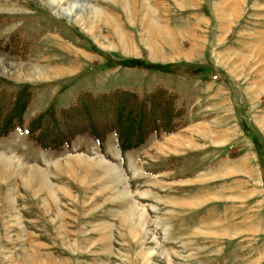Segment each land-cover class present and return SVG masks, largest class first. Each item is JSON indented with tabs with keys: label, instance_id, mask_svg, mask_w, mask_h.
<instances>
[{
	"label": "rangeland",
	"instance_id": "1",
	"mask_svg": "<svg viewBox=\"0 0 264 264\" xmlns=\"http://www.w3.org/2000/svg\"><path fill=\"white\" fill-rule=\"evenodd\" d=\"M61 8L0 0V134L23 125L0 138V264H264V233L233 240L221 232L224 223L250 230L259 218L249 202L238 216L217 199L238 177L206 176L224 166L210 159L251 151L264 182V0H68ZM132 59L146 68L120 65ZM118 88L173 93L186 110L182 126L128 151L115 133L103 146L73 134L60 150L29 138L43 113ZM176 137L192 153L177 151Z\"/></svg>",
	"mask_w": 264,
	"mask_h": 264
},
{
	"label": "trees",
	"instance_id": "2",
	"mask_svg": "<svg viewBox=\"0 0 264 264\" xmlns=\"http://www.w3.org/2000/svg\"><path fill=\"white\" fill-rule=\"evenodd\" d=\"M107 63L109 67L118 65L115 60H107ZM124 64L133 68H146L144 63L140 64L139 60L134 59L120 63ZM147 65V69L154 67L148 63ZM177 100L176 95L163 88L144 97L136 92L120 89L99 96L86 93L70 110H63L60 113L45 112L34 119L28 129V135L46 150H60L65 146L70 147V141L78 135L88 134L103 146L107 136L115 133L120 148L128 151L146 144L151 135L170 134L177 129V125L182 126L186 110L178 108ZM73 117L84 118L85 123L76 124L77 126L71 128L69 121L73 123ZM175 120L179 121L178 124H174ZM16 128L22 130L23 125L13 124L0 134V138L7 136Z\"/></svg>",
	"mask_w": 264,
	"mask_h": 264
},
{
	"label": "crops",
	"instance_id": "3",
	"mask_svg": "<svg viewBox=\"0 0 264 264\" xmlns=\"http://www.w3.org/2000/svg\"><path fill=\"white\" fill-rule=\"evenodd\" d=\"M119 89V88H118ZM125 89L129 90H135L136 87H126ZM191 133V132H190ZM183 137V136H180ZM192 137V136H190ZM190 137L184 139L185 142H188L187 140H190ZM180 138L175 139L176 143V150L180 151L181 154H186V153H192L193 148L190 145H187L185 142L179 140ZM211 142H214L216 138L213 136L212 139H210ZM213 145H219L220 147L225 146L226 144L223 143H212ZM190 148V149H188ZM233 151V150H231ZM229 156H219L216 160H209V161H218V163L214 164L215 166H218L219 163L223 164L224 166H220L219 169H215L213 171H209L210 175H206L207 178H212V179H227V178H235L238 177L231 185L229 184L227 186V197L224 198L225 193L224 192H219L217 193V199L220 201H226L229 200L231 201L235 208L237 209V215L239 216V212L241 211V205L245 206L247 202L250 203L248 205L249 207L253 208L254 211L256 212L258 210L259 213V218L255 219L252 223L255 224L251 227V229H245L242 228L238 225L237 227H233L230 229L232 226H228L227 223H224V225L221 228V232L224 233L223 237L228 238V239H239L242 238L246 235H255V234H263V232H258V230L264 229V221L262 220V207L264 205V182L262 179V173L261 170L259 171L257 168V165L254 164V160L252 157V152H244L239 156H234L232 157L230 154ZM248 158V160L244 159ZM194 161L198 160L197 155H194L193 157ZM258 159V155H257ZM192 163V160H191ZM259 166V165H258ZM209 168H212L209 166ZM259 169L260 166H259ZM260 172V173H259ZM192 176L190 183L192 182ZM215 201V198H213ZM191 206V205H190ZM193 209V205L192 208ZM211 208H208V218H210V210ZM195 210V209H194ZM192 211V210H191ZM256 215V213H255ZM258 224V225H257ZM220 230H216L215 232L219 233ZM241 240V239H240ZM264 257V256H263Z\"/></svg>",
	"mask_w": 264,
	"mask_h": 264
},
{
	"label": "bare ground",
	"instance_id": "4",
	"mask_svg": "<svg viewBox=\"0 0 264 264\" xmlns=\"http://www.w3.org/2000/svg\"><path fill=\"white\" fill-rule=\"evenodd\" d=\"M66 1H68V0H50V2L52 3V5L57 6V7H60V8H61V6L63 5V3L66 2ZM79 6L82 7L83 4H81V2H80V3H77L76 5H75V4L71 5V6H70L69 8H67V9H66V8H65V9L61 8V9H63L64 14H65L66 16H71L73 10L78 9ZM81 25H82V23H81Z\"/></svg>",
	"mask_w": 264,
	"mask_h": 264
}]
</instances>
